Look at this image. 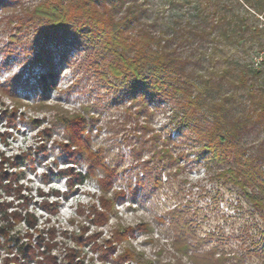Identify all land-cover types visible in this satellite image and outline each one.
Returning <instances> with one entry per match:
<instances>
[{"label":"rangeland","instance_id":"374dc122","mask_svg":"<svg viewBox=\"0 0 264 264\" xmlns=\"http://www.w3.org/2000/svg\"><path fill=\"white\" fill-rule=\"evenodd\" d=\"M43 2L0 7V154L26 162L5 169L24 180L14 196L0 193V206L35 217L26 244L53 228L43 235L49 253L35 264H209V254L264 264V219L227 175L198 160L192 130L206 128L205 119L185 125L175 101L126 93L108 72L109 53L50 27L33 11ZM47 69L55 89L44 92ZM59 172L89 178L74 186ZM15 232L27 233L17 224ZM11 260L0 252V264Z\"/></svg>","mask_w":264,"mask_h":264},{"label":"trees","instance_id":"16d2710c","mask_svg":"<svg viewBox=\"0 0 264 264\" xmlns=\"http://www.w3.org/2000/svg\"><path fill=\"white\" fill-rule=\"evenodd\" d=\"M33 11L88 51L100 44L112 58L108 72L126 93L152 103L175 101L187 112L185 125L199 124L194 115L204 118L206 128L192 130L200 144L198 160L227 175L264 219V0H44ZM40 80L44 92L55 89L49 69ZM252 134L257 138L250 144ZM25 163L0 154V193L14 196L24 175L5 169ZM55 177L78 186L89 174ZM50 197L57 199L54 192ZM49 207L56 212L58 204ZM0 219V252L13 255L11 263L35 264L36 254L49 253L43 235L53 228L39 232L32 246L22 240L37 229L34 216L0 206ZM16 224L27 232L22 238ZM212 256L209 264L226 263Z\"/></svg>","mask_w":264,"mask_h":264},{"label":"snow or ice","instance_id":"6c2138e0","mask_svg":"<svg viewBox=\"0 0 264 264\" xmlns=\"http://www.w3.org/2000/svg\"><path fill=\"white\" fill-rule=\"evenodd\" d=\"M4 85L3 84H0V87H3ZM41 171H43V169H41Z\"/></svg>","mask_w":264,"mask_h":264}]
</instances>
